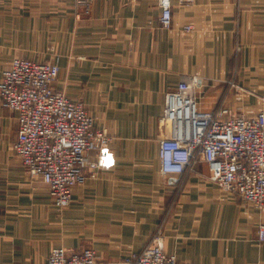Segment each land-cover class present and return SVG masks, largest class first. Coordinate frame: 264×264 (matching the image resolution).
<instances>
[{
  "label": "crops",
  "instance_id": "crops-1",
  "mask_svg": "<svg viewBox=\"0 0 264 264\" xmlns=\"http://www.w3.org/2000/svg\"><path fill=\"white\" fill-rule=\"evenodd\" d=\"M160 14L158 0H92L89 13L78 0H0V78L17 56L55 53L56 88L113 137L59 210L15 155L17 116L0 102V264H47L59 246L125 264L159 233L177 264H264V209L219 187L204 161L164 175L159 159L166 96L183 79L197 77L203 110L264 107V0H173L169 28Z\"/></svg>",
  "mask_w": 264,
  "mask_h": 264
},
{
  "label": "built area",
  "instance_id": "built-area-1",
  "mask_svg": "<svg viewBox=\"0 0 264 264\" xmlns=\"http://www.w3.org/2000/svg\"><path fill=\"white\" fill-rule=\"evenodd\" d=\"M92 0H78L85 13ZM160 21L169 28L173 0H158ZM192 31L193 25H186ZM61 66L17 56L3 69L0 78L1 106L16 113L18 131L15 155L31 177L48 187L57 209L67 208L76 186L85 183L86 169L94 171L99 161L89 154L106 153L113 137L96 127L85 103L56 88ZM197 77L183 79L167 93L162 121L169 129L160 140L159 159L164 175L180 174L195 163L208 165L211 180L222 189L241 197L257 209H264V107L256 113H233L222 106L203 110L196 92ZM93 174V173H92ZM264 241V223L257 227ZM177 256L166 251L159 233L140 252H130L125 264H177ZM47 264H105L97 251L87 247L69 251L52 248Z\"/></svg>",
  "mask_w": 264,
  "mask_h": 264
},
{
  "label": "rangeland",
  "instance_id": "rangeland-1",
  "mask_svg": "<svg viewBox=\"0 0 264 264\" xmlns=\"http://www.w3.org/2000/svg\"><path fill=\"white\" fill-rule=\"evenodd\" d=\"M53 58L52 59H50V60H47V61H54L55 60V58H57L58 56L57 55H55V53L53 54V56H52ZM221 108V107H220ZM219 109V108H218ZM230 109V108H229Z\"/></svg>",
  "mask_w": 264,
  "mask_h": 264
}]
</instances>
